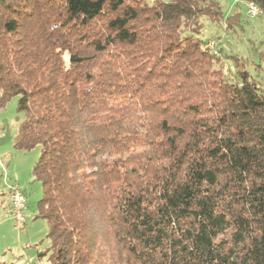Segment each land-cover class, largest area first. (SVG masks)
<instances>
[{
	"label": "trees",
	"instance_id": "1",
	"mask_svg": "<svg viewBox=\"0 0 264 264\" xmlns=\"http://www.w3.org/2000/svg\"><path fill=\"white\" fill-rule=\"evenodd\" d=\"M232 19L218 0H0V109L16 98L14 147H40L53 264H264V87L201 38Z\"/></svg>",
	"mask_w": 264,
	"mask_h": 264
},
{
	"label": "rangeland",
	"instance_id": "2",
	"mask_svg": "<svg viewBox=\"0 0 264 264\" xmlns=\"http://www.w3.org/2000/svg\"><path fill=\"white\" fill-rule=\"evenodd\" d=\"M143 1L151 4L155 0ZM218 1L224 19L237 12L239 20L224 21L223 25H229V22L233 24V28L226 31L205 23L201 38H210L209 43H214L215 50L221 43L220 47L226 55L238 56L241 59L238 60L239 63H243L249 75L264 87V14L248 19L244 1ZM222 61L224 71L232 75L233 65L225 59ZM23 120L24 115L17 112L16 98L9 100L0 109V264H53L54 252L47 237V223L38 217L37 211L42 188L32 175L40 155V147L30 150H18L14 147V139ZM10 188L25 196L26 208L21 222L15 220L11 210L8 194Z\"/></svg>",
	"mask_w": 264,
	"mask_h": 264
},
{
	"label": "built area",
	"instance_id": "3",
	"mask_svg": "<svg viewBox=\"0 0 264 264\" xmlns=\"http://www.w3.org/2000/svg\"><path fill=\"white\" fill-rule=\"evenodd\" d=\"M261 14V11L257 5L251 1L245 2V15L248 19H254ZM213 42L208 43V47L213 49ZM9 199L12 213L17 222L23 220V213L26 206L25 196L18 190L10 188L9 190Z\"/></svg>",
	"mask_w": 264,
	"mask_h": 264
}]
</instances>
